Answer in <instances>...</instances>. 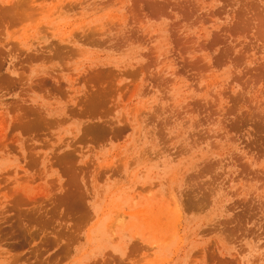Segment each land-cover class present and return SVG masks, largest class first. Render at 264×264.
<instances>
[{"label":"rangeland","instance_id":"rangeland-1","mask_svg":"<svg viewBox=\"0 0 264 264\" xmlns=\"http://www.w3.org/2000/svg\"><path fill=\"white\" fill-rule=\"evenodd\" d=\"M0 264H264V0H0Z\"/></svg>","mask_w":264,"mask_h":264}]
</instances>
